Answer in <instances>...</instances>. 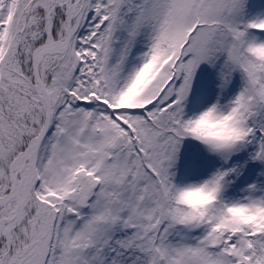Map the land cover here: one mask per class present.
<instances>
[{"label":"snow or ice","instance_id":"1","mask_svg":"<svg viewBox=\"0 0 264 264\" xmlns=\"http://www.w3.org/2000/svg\"><path fill=\"white\" fill-rule=\"evenodd\" d=\"M0 264H264V0H0Z\"/></svg>","mask_w":264,"mask_h":264}]
</instances>
